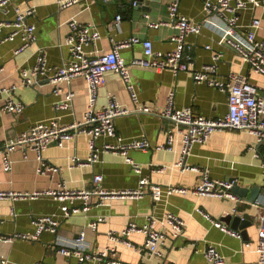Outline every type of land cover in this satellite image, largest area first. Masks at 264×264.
I'll use <instances>...</instances> for the list:
<instances>
[{"label": "crops", "instance_id": "crops-1", "mask_svg": "<svg viewBox=\"0 0 264 264\" xmlns=\"http://www.w3.org/2000/svg\"><path fill=\"white\" fill-rule=\"evenodd\" d=\"M170 1L139 0L135 5L131 0H78L63 7L59 0H10L7 6L0 7L1 21L12 19L15 6H33L34 11L26 18L36 27V40L19 52L14 50L20 43L19 37L1 41L11 28H0V147L36 122L58 116L60 122L68 124L83 118L88 105V85L84 77L75 76L62 83L64 89H72L75 95L68 108L56 110L53 103L61 96L53 93V85L44 79L35 85H24L19 71L20 67L35 63L40 48L45 51L50 65L67 64L71 59L66 42L71 33L70 21L97 27L100 39L94 47L98 51L109 50L113 40L120 41L131 36L140 38V41L120 48L137 100L131 98L116 71H107L104 83L97 90V106L105 104L111 95H115L129 112L115 118L113 135L96 137V159L88 162L89 136L82 132L62 143L54 140L47 145L43 155L54 170H42L33 150L16 147L9 153L10 169L3 168L0 155V190L31 193L63 188L91 190L96 173L102 175L101 185L107 189L138 187L143 176L151 184L194 187L201 182L203 171L207 168L211 177L234 179L245 187V195L241 196L249 198L256 187V197L264 195L261 156L257 155L258 151L264 153V146L257 145L256 136L252 133L241 129L214 130L205 141L194 143L190 153L184 157L194 169L181 170L175 164L180 159L179 151L159 147L167 142L171 126L168 119L160 116L170 91L174 92V107L189 106L207 117L222 116L228 106L226 90L195 81L191 70L175 73L167 67L134 62L135 58L145 56L144 39L151 40L156 50L166 52L175 48L171 36L177 29L172 25L169 14ZM213 1L180 0L179 11L191 20L202 21L207 16L206 3ZM258 1L257 5L239 8L234 14L241 31L253 17H258L260 27L256 36L264 40V0ZM117 14H121L120 28L109 29L108 23ZM210 16L211 24H205L198 33L186 35L184 52L193 56L197 68L212 61L213 52H219V77H226L229 72L244 73L264 91V75L251 71L238 52L223 43L222 17L216 13H210ZM92 48L93 45L86 46V49ZM9 96L24 103L20 112L1 108ZM144 107L147 110H143ZM140 137H145L149 146L127 151L131 160L140 165L139 170L126 159L122 150H104L105 143L116 144ZM72 157H78L85 163L71 165ZM157 165H164V168L154 169ZM234 202L231 198L193 192L164 194L155 201L148 187H144L143 194L137 197H107L103 200L97 194H90L89 199L73 196L62 200L48 192L0 198V264H81L76 256L58 251L61 245L72 247L81 230L85 231L86 251L94 256L87 264H205L207 243L217 246L225 256L226 264H260L255 251L258 239L256 215L243 214L249 222L242 227L233 226L232 219L227 222L223 218L228 213H235ZM73 207H78V210L74 211ZM70 209V214L65 215V210ZM167 212L185 221V231L177 237H168L161 246V255L137 249L145 241L142 232L127 235L134 246L117 237L129 222L142 225L151 215L155 218L156 227H162ZM44 214L57 218L55 231L45 229L35 238L16 235L36 233L32 220ZM91 221H95L94 227L89 224ZM215 221L238 230L241 235L222 230ZM246 242L250 245L246 246ZM107 247L109 251L104 258L96 259L97 253ZM110 247L114 249L110 250Z\"/></svg>", "mask_w": 264, "mask_h": 264}, {"label": "built area", "instance_id": "built-area-1", "mask_svg": "<svg viewBox=\"0 0 264 264\" xmlns=\"http://www.w3.org/2000/svg\"><path fill=\"white\" fill-rule=\"evenodd\" d=\"M10 0H0V7L8 5ZM78 0H59L61 6H69ZM135 5L139 0H131ZM179 1L171 0L168 4L169 14L172 17V25L177 32L171 36V40L176 46L170 51L156 50L153 48L149 39L142 40L145 56L135 58V63L144 65H153L157 67H167L173 72L181 70H191L195 81L206 82L209 85L219 87L227 91L228 106L227 111L219 117H207L201 113L195 112L191 107H174V92L170 91L167 96V103L161 111L160 116L170 121L171 126L167 133V142L159 147L168 150H178L180 159L175 163L181 170L195 168L184 160V157L190 153L191 147L196 142L205 141L209 135L216 129H241L256 136V143L264 146V91H261L257 85L252 83L246 74L240 72H229L226 77L217 75V65L221 54L212 53V61L205 63L202 67H195L193 56L184 52V40L189 33H198L205 24H211L210 13H216L222 17L221 36L223 43L238 52L242 59L250 67L251 71L264 75V40L258 39L257 29L260 27V19L253 17L247 24L245 30L241 31L237 17L234 14L239 8L249 5H257L258 0H215L206 3L207 16L202 21L191 20L179 11ZM34 11L33 6L21 8L14 7V16L12 19L1 20L0 28L3 26L10 27L9 33L1 39L12 40L19 37L20 43L14 49L19 52L32 44L36 40L35 24L27 21V16ZM121 14H117L113 20L108 23L109 29L120 28ZM156 24L157 22H152ZM71 33L67 37L71 59L64 65H50L47 62L45 51L38 50L36 61L31 66L20 67L22 84L35 85L41 79H44L53 85L52 91L59 95L53 105L56 110L68 108L75 95L72 89H64L63 82H69L75 76H82L88 85V105L84 111L83 118L80 121L72 123H62L59 117H53L48 121H39L31 125L27 130L19 133L16 137L8 140L0 147L2 156V165L4 169H10L11 160L9 153L16 147L29 148L35 152L36 159L39 161V167L42 170H54V167L46 163L43 155L47 145L52 141L62 143L65 139H70L78 133H85L89 136L90 155L88 162L96 159L97 147L95 139L99 135H113L115 133V118L119 115L129 112V109L121 104L115 95H111L108 101L97 106V90L105 81L107 71L118 72L129 91L131 98L136 101L137 93L134 83L131 79L127 64L120 53V48L128 46L133 42L140 41L137 36H131L120 41L113 40L111 48L107 51H98L94 44L100 39V32L97 27L90 23H80L76 20L69 22ZM93 45L91 50L86 46ZM211 48L210 45H206ZM1 70V68H0ZM24 103L20 99L9 96L1 108L5 111L20 112ZM141 109V108H140ZM143 110H147L146 107ZM149 146V141L145 137L133 138L127 141H119L116 144L105 143L104 150H122L126 159L131 162L136 170L140 165L131 160L127 151L131 148H145ZM26 153V152H25ZM261 156V168L264 182V153L258 151ZM26 156V154H25ZM85 161L78 157H72V164H83ZM164 165L154 166V169L161 170ZM102 175L99 173L93 176V187L91 190H69L48 189L45 191L22 192L14 190H0V198L26 197L34 196L42 192H48L59 199L67 197H84L88 198L90 194H97L100 200L107 197H126L140 196L144 192V187H148L155 201H158L162 195L173 192H193L200 195H211L217 197L231 198L235 202L233 211L244 217L243 214H254L258 221V239L255 246L257 261L264 264V195L250 199L240 196L233 191L234 179L214 178L209 175L208 169H204L201 182L194 187L177 186L172 184L160 185L151 184L146 176L139 179V186L126 189H107L101 185ZM74 211L78 207L72 208ZM65 210V215H69L71 210ZM36 226L34 234H16L21 237H37V234L47 229L55 231L58 226V220L54 215L44 214L37 215L33 218ZM216 225L222 230L240 236L241 233L221 223L215 221ZM95 226V221L89 223ZM142 232L145 234L143 245H138L137 249L141 252L148 251L152 254L161 255V246L168 237H177L185 231V221L178 215L167 212L162 227H156L155 218L151 215L147 222L142 225L135 221L128 223L127 227L122 229L119 236L120 240L130 245L127 235L132 232ZM115 237V234H112ZM246 246L250 243L246 242ZM134 246V245H133ZM136 247V246H135ZM87 243L85 231L81 230L72 247L61 245L59 252L65 255H74L81 264L94 258L90 252L86 251ZM114 247H110L113 250ZM109 251V248L97 253L96 259H103ZM205 264H226L225 256L219 251L213 243H207L204 249ZM6 264H14L7 262ZM27 264V263H21Z\"/></svg>", "mask_w": 264, "mask_h": 264}, {"label": "water", "instance_id": "water-1", "mask_svg": "<svg viewBox=\"0 0 264 264\" xmlns=\"http://www.w3.org/2000/svg\"><path fill=\"white\" fill-rule=\"evenodd\" d=\"M233 191L236 192L237 194L241 195H245V187L240 186L239 184H237V182H235L234 180V185L232 187ZM258 187H256V189L254 191H252L251 195H250V199H255L256 198V193H257ZM225 221L229 222L232 219V225L233 226H243L245 225V223L249 222V220H247L245 217L236 214V213H228L227 215H225V217H223ZM245 232V231H244ZM246 234V233H244Z\"/></svg>", "mask_w": 264, "mask_h": 264}]
</instances>
